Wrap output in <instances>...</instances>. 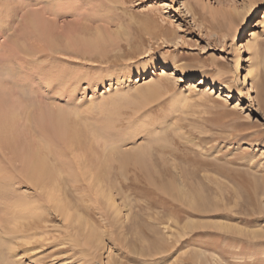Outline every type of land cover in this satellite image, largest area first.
Segmentation results:
<instances>
[{
	"label": "rangeland",
	"instance_id": "rangeland-1",
	"mask_svg": "<svg viewBox=\"0 0 264 264\" xmlns=\"http://www.w3.org/2000/svg\"><path fill=\"white\" fill-rule=\"evenodd\" d=\"M36 12L56 20L47 26L61 41L105 40L110 61L65 56L74 62L56 66L70 81L47 99L88 132L76 164L141 149L147 167L100 187L83 173L70 210L46 205L9 264H264V106L255 87L264 88V0H0V28ZM257 21L263 27L241 31ZM92 229L97 248L85 242Z\"/></svg>",
	"mask_w": 264,
	"mask_h": 264
},
{
	"label": "bare ground",
	"instance_id": "bare-ground-1",
	"mask_svg": "<svg viewBox=\"0 0 264 264\" xmlns=\"http://www.w3.org/2000/svg\"><path fill=\"white\" fill-rule=\"evenodd\" d=\"M35 14L28 13L30 16L24 17V24L16 21L17 25L14 23L15 18L14 22L11 20V15L8 19L13 23H7L0 28L1 34L5 37L2 53H0V264H9L7 257L13 256V244L21 246L19 241L23 242L22 238L29 235L27 232L33 230L34 233L42 226L46 205L52 202L51 208L48 209L52 210L50 212H54L53 214L67 213L70 210L71 198L74 197L71 195L74 192L76 194L77 189L81 187L77 182L85 176L84 174H88V177L94 180V184L100 187L103 186V181L110 182L111 178L120 179L123 172L125 177L128 170L134 171L137 175L140 172L139 168L143 170L142 168L147 167L144 163L146 151L141 149L134 154L121 156L117 162L110 159V161L95 162L93 160L94 163L84 161L83 164H76L77 161L72 157L73 150L76 149L75 146L82 147L80 142L86 135V138L88 137V132L79 127L78 122L75 123L76 120L74 122L72 111L61 109L55 102H48L47 99L50 98L49 94L53 89L61 88L67 80L70 81L69 75L56 66L57 63L61 65L60 63L64 60L67 63L74 62L68 59L67 61L65 56L110 61L108 55L104 53L105 40L99 35L97 37L78 35L80 37L78 39L76 34L74 39L66 41L68 37L61 41L64 38H61V35L58 36V30L54 33V29H49L50 26L53 28L57 25L56 20H53L55 25L52 23V26L51 23V25L48 24L49 21L45 23L47 21L39 15L40 13ZM51 17L57 18V15ZM19 24L22 25L19 26ZM47 24L50 26L48 27ZM248 25L263 27L262 22L259 21L255 25L243 23L241 31H245ZM240 48L242 51L245 50L243 42ZM104 55L107 57L104 58ZM236 59L235 67L239 70L242 65L240 53L236 55ZM248 73L251 71L248 70ZM200 79L198 85L205 82L204 78ZM243 79L246 82V75ZM255 87H257V101L263 107L264 88L259 84H255ZM247 90L250 94L253 91V84L248 86ZM226 93L227 97H230L231 90L226 88ZM90 132L89 135H92L93 131ZM84 145L86 146V143ZM130 165L132 167H129ZM136 166L139 168L137 169ZM143 173L145 175L142 174V176L146 178V172ZM21 186L32 190L31 193H17L16 190ZM132 187L134 186L131 183L122 184L119 189ZM179 194H181L180 189ZM188 204L192 205L190 202ZM41 208L43 211H40ZM83 230L81 228V231ZM85 242L88 246L97 248L100 237L92 229L87 233Z\"/></svg>",
	"mask_w": 264,
	"mask_h": 264
}]
</instances>
